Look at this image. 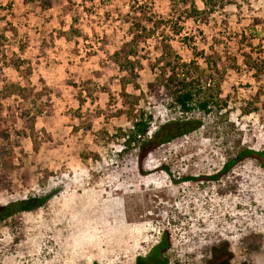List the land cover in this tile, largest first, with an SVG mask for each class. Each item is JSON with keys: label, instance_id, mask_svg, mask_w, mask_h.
I'll return each mask as SVG.
<instances>
[{"label": "rangeland", "instance_id": "1", "mask_svg": "<svg viewBox=\"0 0 264 264\" xmlns=\"http://www.w3.org/2000/svg\"><path fill=\"white\" fill-rule=\"evenodd\" d=\"M57 1L42 9L37 0H0V33L15 35L0 60L9 64L18 55L23 61L18 71L3 70L1 103L14 112L19 100L5 98L3 85L28 82L30 106L35 100V107H45L30 110L39 136L36 149L28 137H20L17 146L13 133L8 140L15 169L11 188L0 191V205L37 196L42 186L52 192L44 206L0 219V264H133L163 230L170 231V253L182 262L204 264V246L220 237L229 243L232 264H264V166L245 158L226 180L198 179L215 174L241 149L264 150V87L242 63L246 52L264 67V0H230L204 22L181 23L180 36L189 37L197 50L210 53L212 45L228 57L220 83L229 106L202 117L197 131L161 145L140 162L136 149L119 154L121 144L112 140L116 129H127L130 122L121 110L117 72L105 68L128 40V24L119 14L131 1ZM141 1L157 17H168L170 0ZM193 1L203 7L201 0ZM164 30L188 59L189 48ZM157 40L138 47L144 57L142 92L153 79L149 61L158 54ZM125 91L139 94L131 86ZM139 101L152 114V130L179 117L149 97ZM249 103L255 110L242 114ZM9 111L3 110L6 117ZM7 123L22 127L16 114ZM98 131L107 136L97 137ZM247 234L258 235L256 249L241 248Z\"/></svg>", "mask_w": 264, "mask_h": 264}, {"label": "trees", "instance_id": "2", "mask_svg": "<svg viewBox=\"0 0 264 264\" xmlns=\"http://www.w3.org/2000/svg\"><path fill=\"white\" fill-rule=\"evenodd\" d=\"M37 1L42 9H48L56 5L57 0ZM130 1L128 11L125 14H119V20L128 24L126 31L128 40L122 41V45L107 58L105 68L117 72L115 85L120 91L121 110L130 122L127 129H116L112 135V140L120 142L119 154H125L132 149H136L140 162L143 157L161 145L197 131L202 126V117L213 114L218 115L224 109L227 111L229 105L227 97L222 96L220 82L225 69L230 66L228 57L219 55L213 50L212 45L209 47L210 53L197 50L189 37H181L180 35L183 30L181 23L184 20L204 22L210 14L222 10L230 5L231 1L201 0L203 7L199 8L193 0H170L169 15L163 19L154 15L150 4L141 0ZM167 28H169L173 37L179 38V42L189 48L190 57L188 59L182 58L171 45V37L164 30H167ZM12 30L15 34V30ZM158 31H160L159 34ZM70 33L75 36L79 34L73 30ZM14 36L8 38L5 34L0 33L1 57L5 58L3 47L15 44L13 43L14 39H12ZM152 37L158 39V54L149 61V70L153 75V79L146 83V91L142 92L139 89L138 78L144 57L139 55L138 47ZM18 48L22 47L18 46ZM9 62L10 65L6 64V59L5 62L0 60V82L3 81L4 69L8 67L18 71L23 64L18 55L10 57ZM242 63L252 72L255 81L260 82L261 87H264V67L253 60L252 56L246 52L242 53ZM23 70L25 74H30V67ZM128 86H131L133 90H138L139 94L127 93L125 90ZM3 90L5 98H16L19 101L16 103L14 112H12L9 111V106L4 108L0 100V191L11 188L10 174L15 169L12 161L14 157L12 146L19 144L20 137H28L34 149L37 148L39 141V136L34 129L35 114L30 113L37 102L32 100L30 106L28 98L31 96L32 90L29 83L27 82L25 85L17 83L4 84ZM145 97L151 98L157 104L165 105L170 110H175L179 117L157 124L152 130L151 128L154 126L152 125V114L138 106L139 100ZM249 104L250 106L244 109L242 114H249L255 110L252 103ZM44 108L41 105L37 109L43 110ZM3 110L9 111L7 117L4 115ZM14 114L22 122V127L19 130L12 129L13 127L7 123L10 115L14 120ZM196 115H199V117H196ZM6 123L11 129L6 126ZM12 133L16 136V139H14L11 146L8 140ZM96 136L103 139L104 136H107V133L98 131ZM245 158H252L259 165L264 166V150L255 152L241 149L233 157L228 158L215 174L198 179L226 180V176L232 167ZM42 188L43 186L40 189L41 193L37 196H27L8 202L4 206L0 205V219L44 206L51 198L52 192L44 191ZM229 188L231 186L227 184V189ZM257 237L258 235L253 234L242 237L241 248L246 251L256 249L260 243ZM172 246L170 231L163 230L145 253L135 257L133 264H192L182 262L174 257L170 253ZM202 252L204 264H232L233 255L229 250V243L225 239L219 237L216 241L208 243L204 246Z\"/></svg>", "mask_w": 264, "mask_h": 264}]
</instances>
